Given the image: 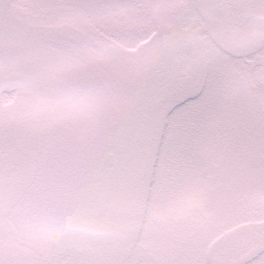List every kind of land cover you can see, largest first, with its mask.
Returning a JSON list of instances; mask_svg holds the SVG:
<instances>
[{
    "label": "snow or ice",
    "instance_id": "6c2138e0",
    "mask_svg": "<svg viewBox=\"0 0 264 264\" xmlns=\"http://www.w3.org/2000/svg\"><path fill=\"white\" fill-rule=\"evenodd\" d=\"M0 264H264V0H0Z\"/></svg>",
    "mask_w": 264,
    "mask_h": 264
}]
</instances>
